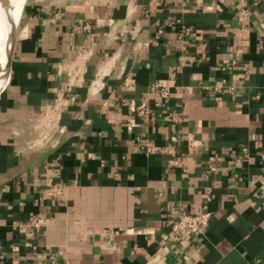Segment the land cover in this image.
<instances>
[{
  "label": "crops",
  "instance_id": "0c3cea01",
  "mask_svg": "<svg viewBox=\"0 0 264 264\" xmlns=\"http://www.w3.org/2000/svg\"><path fill=\"white\" fill-rule=\"evenodd\" d=\"M0 92V264H264V0H26Z\"/></svg>",
  "mask_w": 264,
  "mask_h": 264
},
{
  "label": "built area",
  "instance_id": "2783aa9c",
  "mask_svg": "<svg viewBox=\"0 0 264 264\" xmlns=\"http://www.w3.org/2000/svg\"><path fill=\"white\" fill-rule=\"evenodd\" d=\"M245 15L248 14V11H242ZM215 90H220V86H214ZM163 96H168L169 91L163 90L161 91ZM146 104H142V108H145ZM177 136L173 138L176 139ZM147 153L151 154L155 151V146L151 144H144L143 146ZM219 169L218 164L215 161V156H210L207 162L206 173L210 175L216 172ZM64 183L57 182L51 184L47 189V194L52 197H59L64 192ZM212 212L211 210L204 208L200 211L196 212H187L181 211L178 213L176 218L171 221V234L175 236H180L185 233H193L196 235L203 234L208 228L211 221ZM30 224H33L37 227L41 226L45 222V218L42 217H34L28 221Z\"/></svg>",
  "mask_w": 264,
  "mask_h": 264
},
{
  "label": "bare ground",
  "instance_id": "6f19581e",
  "mask_svg": "<svg viewBox=\"0 0 264 264\" xmlns=\"http://www.w3.org/2000/svg\"><path fill=\"white\" fill-rule=\"evenodd\" d=\"M25 2L26 0H0V31L8 36L16 35Z\"/></svg>",
  "mask_w": 264,
  "mask_h": 264
},
{
  "label": "water",
  "instance_id": "95a60500",
  "mask_svg": "<svg viewBox=\"0 0 264 264\" xmlns=\"http://www.w3.org/2000/svg\"><path fill=\"white\" fill-rule=\"evenodd\" d=\"M15 40V34L7 36V34L2 32V30L0 31V86L4 82L7 83L9 79L12 68Z\"/></svg>",
  "mask_w": 264,
  "mask_h": 264
},
{
  "label": "rangeland",
  "instance_id": "374dc122",
  "mask_svg": "<svg viewBox=\"0 0 264 264\" xmlns=\"http://www.w3.org/2000/svg\"><path fill=\"white\" fill-rule=\"evenodd\" d=\"M8 36V35H7Z\"/></svg>",
  "mask_w": 264,
  "mask_h": 264
}]
</instances>
